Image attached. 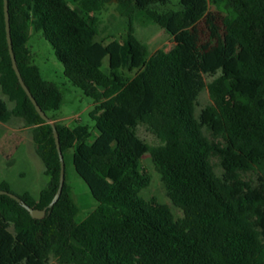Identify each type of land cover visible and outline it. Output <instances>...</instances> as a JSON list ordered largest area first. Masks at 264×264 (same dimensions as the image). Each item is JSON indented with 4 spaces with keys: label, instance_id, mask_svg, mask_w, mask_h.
Returning <instances> with one entry per match:
<instances>
[{
    "label": "trees",
    "instance_id": "obj_1",
    "mask_svg": "<svg viewBox=\"0 0 264 264\" xmlns=\"http://www.w3.org/2000/svg\"><path fill=\"white\" fill-rule=\"evenodd\" d=\"M110 1L8 0L23 81L54 123L65 168L71 155L97 201L78 219L66 179L48 207L60 177L53 127L15 74L0 0V89L12 103L0 99V122L20 118L31 128L48 177L37 197L0 183L46 208L32 218L0 195V264H264V0H115L128 28L105 42L98 14ZM134 15L163 28L173 47L151 53L135 34ZM30 27L50 42L69 81L93 98L96 136L56 119L62 94L29 57ZM204 88L210 103L196 114ZM140 124L158 144L139 137ZM146 153L181 216L141 195L150 182L141 167Z\"/></svg>",
    "mask_w": 264,
    "mask_h": 264
},
{
    "label": "rangeland",
    "instance_id": "obj_2",
    "mask_svg": "<svg viewBox=\"0 0 264 264\" xmlns=\"http://www.w3.org/2000/svg\"><path fill=\"white\" fill-rule=\"evenodd\" d=\"M98 17L100 19L98 39L108 42L113 38L120 39L125 36L128 20L117 11L115 0L108 2ZM132 22L136 36L148 46L151 53L157 49L168 51L173 47L172 37L157 24L143 21L139 15H134ZM27 47L29 57L32 63L38 66L41 77L54 82L60 88L62 102L59 110L54 112L56 119L70 127L76 124L87 125L92 132V137L96 136L95 121L90 116V111L94 106L93 98L86 95L79 86L72 84L64 75L62 63L55 56L50 42L43 37L41 31H35L33 27L29 28ZM102 68L106 70L107 58L104 59ZM203 77L206 83L213 78L206 74ZM0 99L6 101L9 106L12 105L1 89ZM208 103H210L209 92L207 88H204L197 98L196 114ZM137 134L150 145L159 143L157 137L143 124L138 125ZM213 161L215 162L216 159ZM141 167L150 177V182L141 191V195L146 199L155 197L158 201L168 204L176 217L181 216V210L175 207L167 196L161 176L149 153L142 157ZM216 170L219 172L218 166ZM246 177L255 180L256 174L250 172ZM65 179L79 207L77 218L81 219L96 207L97 201L93 198L86 183L76 173L71 155L66 160ZM47 180L44 165L35 150L31 128L20 118H14L7 123L0 122V183L6 182L9 190L14 193L22 194L28 191L37 197L40 190L45 187ZM50 263L56 264L53 260Z\"/></svg>",
    "mask_w": 264,
    "mask_h": 264
},
{
    "label": "water",
    "instance_id": "obj_3",
    "mask_svg": "<svg viewBox=\"0 0 264 264\" xmlns=\"http://www.w3.org/2000/svg\"><path fill=\"white\" fill-rule=\"evenodd\" d=\"M3 9H4V19H5V28H6V37H7L8 49H9V54H10V57H11V62H12V66H13V69L15 71V74H16V76L18 78V81H19L20 85L22 86V88L26 92L27 96L31 100V102L34 105V107H35L36 111L38 112V114L45 121L51 122L50 119L48 118V116L45 114V112L42 110V108L36 102L35 98L31 94L29 88L24 83L23 78L21 76V73L19 71V68H18V65H17V61H16V58H15V54L13 52L12 40H11V35H10L8 0H3ZM51 125L53 127V136H54V139H55L56 148H57V151H58V154H59V158H60V177H59L58 189H57L56 193L54 194L51 202L48 204V207H52L54 202L58 199V197H59V195L61 193V190H62V186H63L64 180H65V163H64L63 155H62V152H61V149H60V143H59L58 134H57V131H56V128H55L53 122H51ZM1 194L8 195L11 198L15 199L16 201H18L25 209L28 210V212H29V214H30V216L32 218L41 219V218L44 217L45 212H46V208H43V209L33 208V207L29 206L26 202H24L17 194H14V193H12L10 191H7V190L0 189V195Z\"/></svg>",
    "mask_w": 264,
    "mask_h": 264
},
{
    "label": "crops",
    "instance_id": "obj_4",
    "mask_svg": "<svg viewBox=\"0 0 264 264\" xmlns=\"http://www.w3.org/2000/svg\"><path fill=\"white\" fill-rule=\"evenodd\" d=\"M1 123H3V122H1Z\"/></svg>",
    "mask_w": 264,
    "mask_h": 264
}]
</instances>
